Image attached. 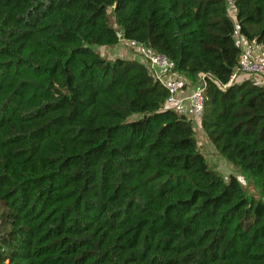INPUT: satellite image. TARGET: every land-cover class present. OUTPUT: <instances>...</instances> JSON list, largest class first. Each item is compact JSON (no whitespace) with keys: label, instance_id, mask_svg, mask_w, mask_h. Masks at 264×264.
I'll return each instance as SVG.
<instances>
[{"label":"trees","instance_id":"1","mask_svg":"<svg viewBox=\"0 0 264 264\" xmlns=\"http://www.w3.org/2000/svg\"><path fill=\"white\" fill-rule=\"evenodd\" d=\"M117 31L206 75L199 127L259 198L145 62L102 53ZM241 39L264 53V0H0V264H264V85L224 87Z\"/></svg>","mask_w":264,"mask_h":264},{"label":"built area","instance_id":"2","mask_svg":"<svg viewBox=\"0 0 264 264\" xmlns=\"http://www.w3.org/2000/svg\"><path fill=\"white\" fill-rule=\"evenodd\" d=\"M119 44L128 45L142 59L147 62V68L154 74L169 91L166 107L187 116L196 125L202 117L205 107L206 75L201 76L198 84L188 87L186 81L174 74V62L167 56L156 53L136 40H128L122 32L117 31ZM242 52L237 67L230 76L229 83L224 87L241 82L246 78H253L264 85V60L256 53L254 44L241 43Z\"/></svg>","mask_w":264,"mask_h":264},{"label":"rangeland","instance_id":"3","mask_svg":"<svg viewBox=\"0 0 264 264\" xmlns=\"http://www.w3.org/2000/svg\"><path fill=\"white\" fill-rule=\"evenodd\" d=\"M229 2H231V0H229ZM229 8H231L232 12H234V9H232L234 8L233 3H230ZM102 53L108 56L109 58L123 56L128 59L132 58L134 60H139L147 64V62L143 61V59L128 45L119 44L117 48H113L111 50L104 49ZM133 65L136 67L139 66L138 63L133 64ZM195 127L197 130V137H198V143H199L200 150L202 151L205 158L207 159L209 166L213 168L226 182L228 181L231 175L236 176L240 180L244 190L249 196L259 198L260 194L257 191V189L254 187V185L251 184L249 181L245 180L237 168H235L226 159H224L222 156L219 155V153L216 151L213 144L210 143V141L207 139L206 134L201 129V127H199V125L195 124Z\"/></svg>","mask_w":264,"mask_h":264},{"label":"crops","instance_id":"4","mask_svg":"<svg viewBox=\"0 0 264 264\" xmlns=\"http://www.w3.org/2000/svg\"><path fill=\"white\" fill-rule=\"evenodd\" d=\"M241 41V43H244V40H240ZM254 46H255V50H256V53L258 54V56H259V58L261 59V60H264V53H263V51H262V48L260 47V46H258V45H256V44H254ZM115 48H117V47H115ZM108 50H111V49H113V48H107ZM117 57H119V56H117ZM123 57V56H122ZM124 58H126V57H124ZM130 59H132V58H130ZM132 60H134V59H132Z\"/></svg>","mask_w":264,"mask_h":264}]
</instances>
